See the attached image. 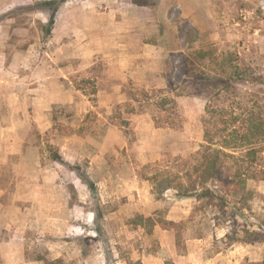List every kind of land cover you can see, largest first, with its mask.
<instances>
[{"label": "rangeland", "instance_id": "1", "mask_svg": "<svg viewBox=\"0 0 264 264\" xmlns=\"http://www.w3.org/2000/svg\"><path fill=\"white\" fill-rule=\"evenodd\" d=\"M252 120L264 0H0V183L29 259L264 261L245 241L264 231V178L229 196L238 222L176 186L201 145Z\"/></svg>", "mask_w": 264, "mask_h": 264}, {"label": "trees", "instance_id": "2", "mask_svg": "<svg viewBox=\"0 0 264 264\" xmlns=\"http://www.w3.org/2000/svg\"><path fill=\"white\" fill-rule=\"evenodd\" d=\"M54 22L52 18L48 32H51ZM219 80L226 81L223 78ZM228 136L222 145L215 143L214 139L201 145L185 181L176 186L182 196L206 199L223 215L228 214L238 222L237 217L244 216L242 207H238L229 196L245 191L251 179L264 178V158L260 157L264 151V122L252 120L247 125L235 127ZM231 238L233 241L236 237L232 235ZM245 241L264 244V231L249 233ZM254 264H264V261Z\"/></svg>", "mask_w": 264, "mask_h": 264}, {"label": "crops", "instance_id": "3", "mask_svg": "<svg viewBox=\"0 0 264 264\" xmlns=\"http://www.w3.org/2000/svg\"><path fill=\"white\" fill-rule=\"evenodd\" d=\"M24 138L26 140L25 136ZM2 142H5V139L0 137V176L3 164L6 162V158L2 155L4 150ZM22 152H20V159H22L20 163L23 164L25 158H23ZM17 200L18 195L15 194L13 201L10 203L9 188L2 186L0 183V264H43L41 260L27 258L24 248L20 247L18 241V243H13L15 234H12V227L14 219L18 218V213L16 212L18 207Z\"/></svg>", "mask_w": 264, "mask_h": 264}]
</instances>
